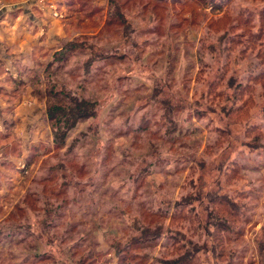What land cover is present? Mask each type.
<instances>
[{
	"label": "clouds",
	"instance_id": "1",
	"mask_svg": "<svg viewBox=\"0 0 264 264\" xmlns=\"http://www.w3.org/2000/svg\"><path fill=\"white\" fill-rule=\"evenodd\" d=\"M25 6H31L30 0H0V16L4 15V9L12 13ZM21 20L26 21V18L22 16ZM24 27L30 25L25 22ZM200 35L206 37L203 31ZM142 36V33L130 31L123 41L105 39L102 55L92 56L87 64L74 60L67 68L61 65L57 69V72H63L62 84L67 100L73 106L88 101L85 105L88 112L100 114L93 127L61 154L69 163H78L83 174L81 179L69 170L65 181L68 198L64 206L79 223L69 225L60 212L52 223L42 226L38 215L33 216L29 211L25 231L15 233L13 239L19 242L31 234L33 242L44 245L54 238L56 243L48 250L56 254L59 264H75L77 249L91 250L90 244L92 248L96 247L94 241H99L101 248H107L115 239L107 228L94 233L81 228L74 234L76 228L90 223L93 218L118 217L121 236L129 230L133 235H140L144 231L145 211L159 215L182 197L198 198L201 189L204 193L215 190L218 196L230 193L236 200L248 197L245 203L252 210L248 214L258 212L264 215V135L258 142L248 143L252 132L264 133V87L251 91L247 88L250 81L264 76V56L251 54L245 58L240 50L232 51L220 44L203 56L201 67L208 71L210 79L219 82L227 74L235 87L231 95L224 90L225 110L217 107L215 113H207V118L200 120L197 128L193 119L199 114L198 105L194 103L198 97L194 95L189 102L184 83L187 75L184 69L190 63L189 59L186 55L181 56L180 70L173 82L175 57L166 53L163 45H158L155 40L145 41ZM211 39L215 44L216 37ZM32 54L33 49L29 47L24 58L30 59ZM0 59H4L2 53ZM122 59L128 66L125 76L118 78L112 72H105L107 64ZM15 60V57L8 58L4 69H11ZM74 76L78 78L73 79ZM153 89L156 93L147 95ZM163 89L168 90L165 96L174 98L178 107L157 99ZM193 91L199 94L202 103H208L205 84L197 85ZM245 91H248L249 99L242 103ZM181 107L183 115L177 119L176 112ZM232 112H243L244 119L231 120ZM141 116L146 118L143 126L139 122ZM149 125L150 135L142 136V128ZM0 132H4L3 125H0ZM184 137L191 139L185 141ZM222 137L227 139L221 142ZM19 141L22 145L34 142L23 133ZM201 144L207 146V150ZM5 160L19 169H25L29 162L26 157L17 160L0 150V162ZM198 165L206 170H197L187 179L180 175L184 170L197 169ZM225 168L233 174L238 173L241 179L230 184L231 177ZM37 175L45 176L47 170ZM148 175L152 180L144 184V177ZM13 181L12 176L0 179L4 184L0 196L15 188ZM189 234L196 235L197 243L220 247L215 228L209 235L198 229ZM248 243L245 240L231 245L237 254L231 258L230 264H241V253ZM7 251L6 264H30L31 258L20 249L9 247ZM148 264H155V259L150 258ZM203 264H218V261L209 255Z\"/></svg>",
	"mask_w": 264,
	"mask_h": 264
},
{
	"label": "rangeland",
	"instance_id": "2",
	"mask_svg": "<svg viewBox=\"0 0 264 264\" xmlns=\"http://www.w3.org/2000/svg\"><path fill=\"white\" fill-rule=\"evenodd\" d=\"M75 1V3H72L71 0H30L31 6H26L29 9L28 12L32 14L35 13V16L37 15L38 17H40L39 24L43 21V23H47L48 20H51L45 26L51 25V27L53 28L54 26H57L60 32V36L59 38L55 37L52 45L47 49H37L35 62L33 63V65H31V67L23 66L22 74H20L19 71L15 81H12V79H10V88L4 90L5 92H0V101L5 103L8 102V105H10L8 108H6L7 113L4 116L0 115V122H6V124L3 125L5 126L4 132H0V150H4L6 156L16 158L17 160L22 157H26L29 161L25 169L13 167L9 160L0 162V179L6 180L8 176H12L14 177L13 182L15 184V188L13 190H9L4 195L0 196V264H6L8 257L7 249L9 247L20 249L26 257H30V264H32V260L35 259L36 256L42 253H47L51 258L53 257L54 262L49 259V261L47 260V262H38L37 264H59L56 259V254L48 250L51 246L55 245L56 240L54 238H50L45 242L44 245H41L39 242H33L31 234L19 242H16L13 239L15 233L25 231L26 218L29 211L33 214V216L38 215L42 226H46L52 223L57 217V214L60 212L63 213V219L69 225L79 223L78 220L73 219L69 215L67 208L64 206L66 200L62 205H60V202L62 200H56L54 197L49 196V194H43V192H41L40 184L36 182L38 178L43 177L38 176L37 173L44 172L45 170H47L48 172V165L52 162L54 163L55 161H57V158H52V156L56 154L57 157L63 159L61 154L66 153V150L68 149L67 146H70L72 142L75 143L80 135H83L86 131L91 129L93 127V122L97 120L100 115L98 112L95 119H93L91 127H87V123L84 122L79 123L74 128H72L67 136V145L63 149L58 151L54 149L51 130L49 124L47 123L46 115L43 112V99L41 98V96L35 94L36 92L43 94L45 89L48 87L46 83L49 81L50 83H52V79H56L62 82V71L55 74H50L51 68H49L47 72H43L44 69L48 66V62L51 60L53 61L54 54L58 52L61 46L64 43H68V41L73 38L75 39L78 37L79 39H77L79 41L81 39L80 37H82V34L84 33H86L87 35L89 34V29H86V24H88L90 20H86L83 18L84 21H82V25L85 24L84 27H82L81 24L80 26H77L74 20V18H76V12L74 11V9L77 7H81L80 3L84 0ZM85 1L87 9L84 10L82 15H85V13L92 9V7H97L98 14L94 15V18L103 21L104 19L106 20L109 17V12L112 11L113 5H115V3L110 4L108 0ZM170 1L171 0H165L164 2H159L157 3L159 8H151V10L150 8H148V10L145 11H142L140 5L133 11H126L124 7H121V11L123 13H126V16L128 17V28L123 31L121 26H119L118 24H112L110 29L117 31L116 33H108L105 36L99 37V39L94 38V40H91L90 42H94L96 48L99 47L100 49H103L105 47L103 43L105 39H108L109 41H112L114 39L123 41L130 31L133 33H142L143 40H155L158 45H163L166 53L170 52L171 55L175 57V63L172 64L173 82H175L177 73L180 70V58L182 55H186V58L189 59L190 63L184 69L187 74L184 83L189 102H192V97L194 95L198 97L194 101V103L198 105L199 114L193 119V123L197 128H199V121L206 119L207 113H215L217 107H219L221 111L225 110V103L222 102V100L218 101L219 98L212 99V96L210 97L208 95L209 87L217 82L215 81V79H210L208 71L201 67V64L203 63V56L209 54V50L215 47L217 44L223 45L232 51L246 50L245 55L243 56L245 58L251 54H255L257 57L264 56V41L260 43L259 40H257L256 43H252L249 42V39L246 38L247 41H242L243 39H240L242 43L238 42L229 44V38L233 35V33L235 35H238V37H241L243 33L241 27L237 26L236 29H230L228 30V32H224L220 28L215 31V28L208 23L209 18L211 16L223 15V12L218 13L214 10V8L222 5V10L230 8L229 11L233 13L237 11H243V14H252L251 21H256L258 23L260 22V24L262 25V27L259 28L258 31H256L255 29L257 27H249L250 29H252L249 31H253L254 33L251 36L252 40H254L256 36H258V34L261 32V29L264 31V20H258V17L264 13V4L263 0H194L196 4L193 5L192 8L190 4H184L185 2L191 0H180L179 2L174 1V5L169 4ZM116 2L117 4H120L122 3V0H117ZM169 7H172V10ZM32 10L34 12H32ZM129 11L131 12L128 13ZM173 12L175 14L178 13V15L171 16ZM52 20L55 22L54 24H52ZM177 21H179L178 26H176L177 24H173V26H171V23H177ZM97 27L98 25L95 26V28L92 30L96 32L98 30ZM202 31L206 33V37L200 35ZM51 34L52 33H50V35ZM213 36L216 37L215 44L211 39ZM201 48L203 49V51H201ZM79 49H83V51H85L86 53L90 50L87 45H82ZM145 52H148L147 48L145 49ZM86 57L87 55L85 53L73 55L64 68H67L68 65L72 64L74 60L84 61ZM55 65L56 64H53V66ZM105 70L106 72L114 73L118 78H122L128 72L127 61L123 60L122 63H117L114 68L106 66ZM72 78L77 79L78 76ZM213 80L214 82L210 85L211 81ZM255 81L256 80L250 82V86H252L251 90H254L255 88H261L259 83ZM221 82L222 84L218 86L217 91L224 93V90L227 89L229 94L231 95V92L235 87V84L232 82L231 77L226 74L224 81L221 80ZM238 82L239 81H236L235 83ZM202 83L205 84L206 88V98L208 101L207 104L202 103L201 98H199V94L193 91V89H195L197 85H200ZM247 88L250 89V87ZM167 91V89L161 90L157 94V99L162 100L160 98L165 97L166 99L164 100H169V102L176 107L177 104L175 99L165 96V93ZM154 93H156L155 89H153L151 92H148L147 95H152ZM26 95L30 96V101L36 102L33 105L32 110L35 109L37 105L38 108L35 115L34 111H28L27 114H25L28 118H26L25 120L26 123L23 124V134L28 135L29 140H34V142H30L27 145H22L19 141L21 132L17 131L14 122L10 123V121L15 120L11 118L9 112L11 110H14L13 107L17 100L23 99V97ZM39 105H43V107H39ZM161 107L163 106L161 105ZM182 115L183 108L181 107L176 113L177 119H179ZM113 119H115V115H113ZM145 119L146 118L143 116L139 117L141 126H143ZM146 129H149L151 131V126L149 125L148 127H146ZM4 133H6L5 138L2 137V134ZM177 134H179V132H177ZM258 134H260V136L264 135V133L252 132L248 136V143L251 144L253 139H255V137H258ZM141 135L146 136L144 131H142ZM200 135H205V133H200ZM190 139L191 137H184L185 141ZM226 139L227 137H222L221 142ZM201 147L207 150V146L201 144ZM46 160L49 164H46ZM43 162H45V164ZM198 168L199 165L197 166V169ZM197 169H195V171ZM205 170V168L201 167L200 171L204 172ZM193 171L194 169L191 171L184 170V172L180 173V175H182L183 178L187 179L193 173ZM225 171L229 173V169L225 168ZM68 172L69 170H67V173ZM67 173L65 176L66 179ZM80 178L82 179L83 176H80ZM240 179L241 177L235 176L234 180L229 183L235 184ZM151 180V175L145 176L143 183L147 184ZM3 187L4 184L0 183V188ZM28 191H35V196L37 197H32L34 199L39 198V201H37L35 204L37 207L36 209L34 208L33 210H29L27 207L26 216L24 217L23 209H25L26 207L23 200L24 195ZM205 195L206 193H204L202 189V196L199 199V202L203 205L207 200L204 197ZM47 203L50 204L47 205ZM40 206L41 209H38V207ZM19 208H21L22 210H19ZM44 208H47L48 211L44 212ZM251 211L252 210H250V212ZM118 219V217L112 215H105L99 220L93 218L90 223L83 224L81 225V227L76 228L74 230V234L79 233L81 231V228L90 229V231L93 233L107 228L115 238L121 237V229L117 224ZM263 222L264 215H260L258 214V212H252L248 223L244 226L243 236L239 240V243H242L245 240H248L249 243L247 247L242 250L241 254L243 257V263L241 264H251L250 262L252 260H256V253L253 246L254 237L256 236L257 230L261 227ZM48 231L54 232V230L51 229H48ZM128 232L130 233L131 231H126V233ZM123 233L125 234V232ZM112 241H115V239H113ZM147 241L150 242V246L141 248V250L136 251V253L143 255V259H136L134 261V264H148V260L154 257L155 263H157L158 261H156V257L160 256L161 254H165V252L169 248V232L164 230L158 238L154 239V241ZM92 243L96 245V251L102 253L101 258L105 259L106 261L108 260V264H116L118 262L119 258L114 252L113 247L110 246V243L108 244L107 248H101L99 245V241H94ZM82 249L83 248L77 249L75 253V264H77L76 261L79 259ZM209 255H211V257L213 256L212 253L209 252V250L204 252L201 258L202 263L204 261V258Z\"/></svg>",
	"mask_w": 264,
	"mask_h": 264
},
{
	"label": "trees",
	"instance_id": "3",
	"mask_svg": "<svg viewBox=\"0 0 264 264\" xmlns=\"http://www.w3.org/2000/svg\"><path fill=\"white\" fill-rule=\"evenodd\" d=\"M108 1L110 4L115 3V5H113L112 11L109 12V17L106 20L104 19V21L94 18V15L98 14L97 7H92V9L87 11L85 15H82L84 10L87 9L85 0L80 3L81 7L74 9L76 12V18H74V20L77 26H80L81 24V26L84 27L85 24L82 25V21H84V19L90 20L88 23L89 25L86 24V29H89V34H82L83 36L81 35L82 37H80L81 39L79 41V38L77 37L78 39L73 38L69 40L68 43H64L58 52L54 54L53 61L51 60L48 62V66L43 71L44 73L47 72L49 68H51L50 74L58 73L57 69L61 65H64L65 67L73 55L85 53L87 55L86 59L83 61L85 64L88 63L92 56L102 55V49L99 47L96 48L94 42L90 41L94 40V38L99 39V37L105 36L108 33H116L117 31L110 29L112 24H118L121 26L123 31L128 28L129 20L126 16V13L121 11V7H124L126 11H133L140 5L142 11H145L148 10V8H150V10L151 8H159L157 3L164 2L165 0H122V3L120 4H117V0ZM174 1L179 2L180 0H171L169 4L174 5ZM71 2L75 3L76 1L71 0ZM184 4H190L193 8V5L196 3L194 0H191L185 2ZM169 8L172 10V7ZM229 9L230 8L222 10V5L214 8V10L218 13L223 12V15L211 16L208 21L209 25L215 28V31H217L218 28L222 29L224 32H228L230 29H236L237 26L242 28L243 33L241 37H238V35L233 33V35L229 38V44L238 42L242 43L244 40L247 41L246 38L252 43H256L257 40H259L260 43L264 41V31L262 29L260 30L261 32L258 34V36L252 40L251 36L254 33L253 31H249L252 30L249 27H257L255 28L256 31L262 27L260 22L258 23L256 21H251L252 14H243V11H237L233 13L230 12ZM177 15L178 13L175 14L174 12L171 14V16ZM258 20H264V13L258 17ZM96 24L98 25V30L95 32L92 29L97 26ZM173 24H177L176 26H178L179 21H177V23H171V26H173ZM240 39L243 40L241 41ZM82 45H87L90 50L86 53L83 51V49H79ZM240 52L241 55L244 56L246 50H242ZM122 62L123 59L117 63ZM117 63H110L106 66L114 68ZM53 64L56 65L53 66ZM213 82L214 80L211 81L210 85ZM250 82L247 87H250L248 90L251 91L252 86H250ZM255 82L259 83L261 88L264 87V76L256 79ZM46 84L48 87L45 89L43 94L39 92H36L35 94L41 96L43 99L44 113L51 130L52 143L54 145V149L59 151L67 145V136L72 128H74L77 124L84 122L87 123V127H91L93 119H95L97 114L92 115L88 112L85 106L89 103L88 101H85L84 104H76L73 106V103L67 100V93L65 92L62 82L52 79V83L49 81ZM221 84L222 82L219 81L214 83V86L211 85L208 90V95L210 97L212 96V99L219 98L218 101L222 100V102L225 103L224 94L220 91H217L218 86ZM160 99L164 100L166 98L161 97ZM248 99V91H245L241 101L244 103L247 102ZM166 102L168 105L175 107V105H172L169 100ZM162 106L165 107V105ZM244 115L245 114L243 112H232L230 119L233 121H242V119H244ZM142 131H144L146 136L150 135L151 132L149 129H146V127H143ZM259 136L260 134H258V137ZM4 137H6V135H4ZM258 137H255L252 143L258 142ZM69 147L70 146H67V148ZM52 158H57V161L49 164L46 160V164H49L47 175L38 178L36 182L40 184L41 192H43V194H49V196L54 197L56 200H62L60 202V205H62L63 202L68 198V193L65 189V176L67 170H70L74 176H83V174L79 171L80 165L75 161L69 163V161L66 159L64 160L60 157H57L56 154L52 156ZM43 163L45 164V162ZM197 170L200 171L201 166H199ZM193 172H195V169ZM227 175L231 177L229 182H232L235 176L240 177L238 173L234 175L231 170H229ZM191 183L194 184L195 181H191ZM35 195V191H28L24 195L23 201L25 202L26 207L23 209L24 217L26 216L27 207L29 210L37 208L35 204L37 201H39V198L34 199L32 196L37 197ZM201 196L202 189L198 198H193L191 196L182 197L180 200L170 204L168 209L163 210L159 215H153L145 211L143 214L144 231L141 232L140 235H133L132 232L126 233L125 231V234L123 233L121 237L115 238V241L110 243V246L113 247L114 252L119 258L116 264H134L136 259L142 260L143 255L136 253V251L150 246V242L147 240L154 241V239L158 238L164 230L169 232V248L165 254H161L160 256L156 257V261L158 262L155 264H203L201 258L204 252L208 250L212 253V258L218 261V264H230L231 258L237 254L236 250L233 249L231 245L233 243H239V240L243 236L244 226L248 223L251 216L248 214L251 209H249L245 203L248 197L236 200L233 199L230 193H225L223 196H218L215 190H213L212 192L206 193L204 197L207 200L203 205L199 202ZM48 204L50 203H47V205ZM38 209H41V206L38 207ZM19 210L22 209L19 208ZM43 210L44 212L48 211L47 208H44ZM213 228L217 230L219 235L220 247H210L205 243H197L196 235L189 234L191 230L198 229L203 231L206 235H209L211 234ZM136 231H139V229L137 228ZM253 246L256 253V260H252L250 263L264 264V222L257 230V234L254 237ZM89 247L91 250H81L80 257L76 261L77 264H108V260L106 261L105 259L101 258L102 253L96 251L95 248H92L91 244ZM49 259L54 262L53 257L51 258L47 253H42L32 260V264H37L38 262H47ZM241 263H243V257Z\"/></svg>",
	"mask_w": 264,
	"mask_h": 264
},
{
	"label": "crops",
	"instance_id": "4",
	"mask_svg": "<svg viewBox=\"0 0 264 264\" xmlns=\"http://www.w3.org/2000/svg\"><path fill=\"white\" fill-rule=\"evenodd\" d=\"M28 8L25 6L23 8H18L16 11L9 13L7 9H4V15L0 16V53L3 54L4 59H0V92H5L10 88V79L15 81L18 72L22 74L23 66L31 67L35 62L36 50L47 49L52 45L55 37L60 36V32L57 26L51 27V25L45 26L47 23H40V17L35 13L28 12ZM32 12H34L32 10ZM27 15V16H25ZM26 17V21H22L21 17ZM25 22L30 25V27L25 28ZM55 22L52 20V24ZM50 33H52L50 35ZM31 47L33 49V54L30 59L24 58L25 51ZM15 57L16 60L12 64L11 69L5 70L4 65L7 63L8 58ZM20 69V70H19ZM35 101H30V96H24L23 99L17 100L14 104V110L10 111V116L15 121L14 122L18 132L23 133V124L26 123L28 111H34V115L37 112L38 105L32 110ZM41 103V102H40ZM10 105L8 102L0 101V115L4 116L7 113V109ZM39 107H43L39 105ZM44 112V111H43ZM37 117V116H36ZM34 120V118H33ZM4 121V120H3ZM2 121V122H3ZM6 122L0 125H5ZM5 127V126H3ZM6 133L2 134L4 137Z\"/></svg>",
	"mask_w": 264,
	"mask_h": 264
}]
</instances>
